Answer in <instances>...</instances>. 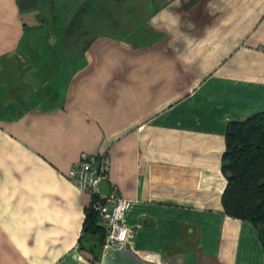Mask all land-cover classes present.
<instances>
[{"label": "crops", "instance_id": "1", "mask_svg": "<svg viewBox=\"0 0 264 264\" xmlns=\"http://www.w3.org/2000/svg\"><path fill=\"white\" fill-rule=\"evenodd\" d=\"M260 110L264 0H0V264H264L221 201L227 123ZM101 151L119 247L67 175Z\"/></svg>", "mask_w": 264, "mask_h": 264}, {"label": "trees", "instance_id": "2", "mask_svg": "<svg viewBox=\"0 0 264 264\" xmlns=\"http://www.w3.org/2000/svg\"><path fill=\"white\" fill-rule=\"evenodd\" d=\"M221 170L226 177L221 195L223 210L231 216L250 220L264 244V110L228 121ZM84 232L97 233L102 243L106 234L98 213L89 205Z\"/></svg>", "mask_w": 264, "mask_h": 264}, {"label": "built area", "instance_id": "3", "mask_svg": "<svg viewBox=\"0 0 264 264\" xmlns=\"http://www.w3.org/2000/svg\"><path fill=\"white\" fill-rule=\"evenodd\" d=\"M110 163L111 157L106 151L83 152L67 175L80 190L91 195L89 207L98 213L100 223L106 230L103 246L119 247L133 235V229L125 220L132 201L122 196L116 188L108 192L99 190V183L107 176Z\"/></svg>", "mask_w": 264, "mask_h": 264}, {"label": "rangeland", "instance_id": "4", "mask_svg": "<svg viewBox=\"0 0 264 264\" xmlns=\"http://www.w3.org/2000/svg\"><path fill=\"white\" fill-rule=\"evenodd\" d=\"M100 28H102V29H103L104 27H100Z\"/></svg>", "mask_w": 264, "mask_h": 264}]
</instances>
